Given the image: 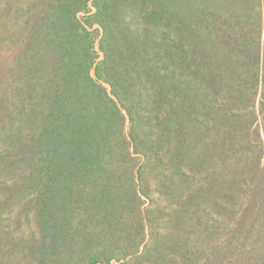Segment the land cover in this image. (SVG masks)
I'll return each instance as SVG.
<instances>
[{
  "label": "trees",
  "instance_id": "trees-1",
  "mask_svg": "<svg viewBox=\"0 0 264 264\" xmlns=\"http://www.w3.org/2000/svg\"><path fill=\"white\" fill-rule=\"evenodd\" d=\"M0 264H264V0H0Z\"/></svg>",
  "mask_w": 264,
  "mask_h": 264
}]
</instances>
